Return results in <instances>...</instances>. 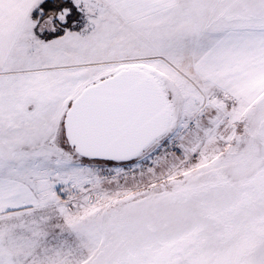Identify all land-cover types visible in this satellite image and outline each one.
<instances>
[{"label":"snow or ice","instance_id":"obj_1","mask_svg":"<svg viewBox=\"0 0 264 264\" xmlns=\"http://www.w3.org/2000/svg\"><path fill=\"white\" fill-rule=\"evenodd\" d=\"M0 264H264V0H0Z\"/></svg>","mask_w":264,"mask_h":264}]
</instances>
